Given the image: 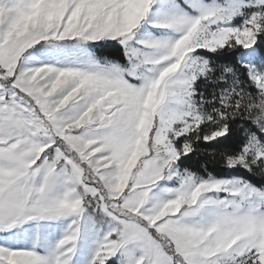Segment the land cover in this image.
Masks as SVG:
<instances>
[{"label": "snow or ice", "instance_id": "obj_1", "mask_svg": "<svg viewBox=\"0 0 264 264\" xmlns=\"http://www.w3.org/2000/svg\"><path fill=\"white\" fill-rule=\"evenodd\" d=\"M0 264H264V0H0Z\"/></svg>", "mask_w": 264, "mask_h": 264}]
</instances>
